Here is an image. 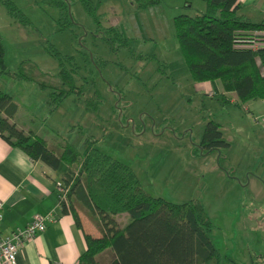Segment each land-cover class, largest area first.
Segmentation results:
<instances>
[{
  "label": "rangeland",
  "instance_id": "rangeland-1",
  "mask_svg": "<svg viewBox=\"0 0 264 264\" xmlns=\"http://www.w3.org/2000/svg\"><path fill=\"white\" fill-rule=\"evenodd\" d=\"M10 1L25 23L0 0L7 68L16 71L26 60L54 77L57 61L47 49L53 45L74 57L75 83L82 90L55 105L49 88L2 75V88L21 104L30 130L48 134L54 149L69 142L81 155L93 146L108 153L129 165L153 196L197 200L212 221L222 264H264V206L255 210L249 203L264 183V114L254 116L245 103L223 104L220 93L209 97L195 90L175 36L174 17L200 14L196 8L204 2L184 8L180 0H85L89 11L81 0H67V8L54 0ZM97 20L101 28L117 26L130 51L118 40L111 48ZM94 90L101 93L100 103L88 110L85 98ZM256 101V112L264 111L263 100ZM209 119L221 124L229 146L202 154L199 143ZM256 217L259 226H248ZM126 218L119 215L117 221ZM241 219L243 230L236 222ZM98 258L106 264L110 253Z\"/></svg>",
  "mask_w": 264,
  "mask_h": 264
},
{
  "label": "trees",
  "instance_id": "trees-1",
  "mask_svg": "<svg viewBox=\"0 0 264 264\" xmlns=\"http://www.w3.org/2000/svg\"><path fill=\"white\" fill-rule=\"evenodd\" d=\"M1 1L11 16L25 23L10 0ZM54 1L67 8V0ZM81 1L90 11L88 3ZM158 1L149 0V3ZM201 1L205 8L200 14H178L173 21L177 44L190 78L213 85L218 81L224 92L236 94L238 102L234 104L237 106L251 99L264 102V47L241 46L253 40V30H264V20L253 22L239 14L238 0ZM97 27L111 48L118 40L119 46L130 51L128 39L117 26L101 28L97 20ZM47 49L57 61L58 71L54 77L47 76L26 60L20 62L16 71H10L5 64L0 36V77L5 75L30 81L41 89L49 88V100L59 105L70 94H82L81 87L75 83L78 66L73 56L62 54L53 45H48ZM93 61L98 67L95 59ZM105 63L101 61L102 65ZM100 99L101 93L94 90L86 96L85 108L98 109ZM220 100L223 104L229 102L224 93H220ZM19 109V102L0 84L1 137L53 169L67 166L62 180L69 184V191L67 200L60 204L72 213L86 245L76 264H101L98 255L102 252L110 253L107 264H222L221 253L211 237L212 221L197 200L176 203L149 194L129 165L94 146L83 155L69 142H60L58 148H51L32 130L25 132L17 127L13 119ZM228 146L221 125L213 119L207 120L199 143L201 153ZM72 194L97 216L100 235L83 230L70 201ZM124 213L126 223H120L117 217ZM249 264L257 263L250 260Z\"/></svg>",
  "mask_w": 264,
  "mask_h": 264
},
{
  "label": "crops",
  "instance_id": "crops-1",
  "mask_svg": "<svg viewBox=\"0 0 264 264\" xmlns=\"http://www.w3.org/2000/svg\"><path fill=\"white\" fill-rule=\"evenodd\" d=\"M180 1H182L184 8H191L195 2V0H191L190 3ZM238 1L240 4L239 14H243L253 22L264 20V0ZM204 8L205 6L199 5L196 9L203 11ZM194 87L195 90L209 97L224 93L230 103L238 102L236 94L224 92L218 81L214 85L209 81L194 82ZM244 103V108L254 116L264 114L262 110L260 113L256 112L255 105L260 107V101L251 99ZM22 108L20 104V109L13 121L18 128L27 132L30 127L23 121L27 118ZM221 130L223 133L222 126ZM34 133L37 134L38 132L34 131ZM43 135L41 137L48 143L50 136L48 134ZM66 168V165H61L58 169H53L40 160L32 159L18 147L9 144L0 135V200L2 201L3 215L0 236L9 234L16 227L24 226L34 214L53 211L57 216L56 220L47 223L45 230L22 244L16 253V264H76L79 255L85 250L86 245L82 230L76 225L72 213L64 210L59 203L56 184L62 181ZM262 169L264 174V166ZM257 177L258 180L261 179L260 172H258ZM254 189L249 198V203L256 210L257 207L264 206V183ZM70 201L79 216L83 230L94 236L100 235L101 229L98 218L88 205L81 202L75 194L71 195ZM242 219L240 222L239 220L236 222L240 225L239 228L243 230L244 219L243 221ZM259 220V217H256L248 221L247 225H252V228L258 227Z\"/></svg>",
  "mask_w": 264,
  "mask_h": 264
},
{
  "label": "built area",
  "instance_id": "built-area-1",
  "mask_svg": "<svg viewBox=\"0 0 264 264\" xmlns=\"http://www.w3.org/2000/svg\"><path fill=\"white\" fill-rule=\"evenodd\" d=\"M243 47L258 49L264 47V30H253V40ZM59 203L67 200L69 184L63 180L56 184ZM2 201L0 200V225L2 221ZM57 219L53 211L34 214L24 226L16 227L9 234L0 236V264H16V253L22 244L45 230L47 223Z\"/></svg>",
  "mask_w": 264,
  "mask_h": 264
}]
</instances>
